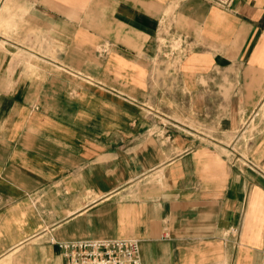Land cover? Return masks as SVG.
<instances>
[{"label":"crops","instance_id":"crops-1","mask_svg":"<svg viewBox=\"0 0 264 264\" xmlns=\"http://www.w3.org/2000/svg\"><path fill=\"white\" fill-rule=\"evenodd\" d=\"M220 1L0 0V264H264V0Z\"/></svg>","mask_w":264,"mask_h":264},{"label":"built area","instance_id":"built-area-1","mask_svg":"<svg viewBox=\"0 0 264 264\" xmlns=\"http://www.w3.org/2000/svg\"><path fill=\"white\" fill-rule=\"evenodd\" d=\"M220 3L225 2L221 0ZM173 43L177 44V48H172ZM159 50L165 61L172 63L178 61V53L182 54L184 45L182 39L170 36L160 42ZM239 159L252 166L246 157L238 153L235 161ZM58 245L63 264H142L140 245L134 238L67 240Z\"/></svg>","mask_w":264,"mask_h":264},{"label":"rangeland","instance_id":"rangeland-1","mask_svg":"<svg viewBox=\"0 0 264 264\" xmlns=\"http://www.w3.org/2000/svg\"><path fill=\"white\" fill-rule=\"evenodd\" d=\"M172 45V48L174 49V48H177V44L176 43H173V44H171ZM260 108H261V111H262V113H264V100H263V102L261 103V105H260ZM264 115V114H263ZM177 119V118H176ZM247 125V124H246ZM246 125L244 126V127H246ZM248 129H252V131H253V129H254V124L252 123V125L251 126H249L248 127ZM249 131V130H248ZM239 135H242V137L243 138H241L242 140H241V142L239 141H234V142H232L231 143V145H230V147L233 149V152H234V160H235V158L237 157V154L239 153V154H241V155H245V152H246V148H247V146H248V144H249V142H250V140H249V138H247V136L245 135V134H242V132H240V134ZM230 149V148H229Z\"/></svg>","mask_w":264,"mask_h":264}]
</instances>
